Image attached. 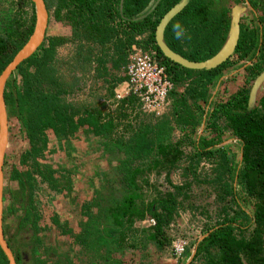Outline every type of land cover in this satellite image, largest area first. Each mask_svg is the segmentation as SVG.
<instances>
[{
	"label": "trees",
	"instance_id": "trees-1",
	"mask_svg": "<svg viewBox=\"0 0 264 264\" xmlns=\"http://www.w3.org/2000/svg\"><path fill=\"white\" fill-rule=\"evenodd\" d=\"M45 1L50 19L65 24L71 34L47 32L43 44L20 64L5 90L9 123L13 125L4 164V232L17 264H27L30 256L28 264H74L63 254L45 259L53 250L46 236L53 226L44 223L40 195L45 191L44 184L65 191L64 197L70 191L72 179L68 175L72 172L66 169L65 175V167L47 166L45 160L55 152V146L50 145L52 136L67 139L81 133L99 138L100 145L113 155H123L114 173L120 184L116 194L107 196L105 186L95 179L90 183L94 196L77 210L85 225L74 238L75 244L90 245L105 264L121 263L114 255L130 247L138 249V240L146 247L153 243L165 250L173 242L169 226L180 208L189 207L214 220V225H206V235L196 245L194 259L202 258L204 264H264V93L253 107L250 83L264 72V0H186L168 20L163 30L167 47L184 59L204 63L225 47L233 27L234 5L248 2L255 9L257 17L241 16L233 55L211 69L183 66L168 58L158 44L163 21L184 0ZM14 2L18 13L5 22L0 20V76L35 29L32 0ZM177 25L182 30L179 38ZM69 43L77 46L72 57L67 62L65 59L66 65L72 62L71 71L81 65L83 70L93 69L97 78L114 82L112 89L128 79L118 74L126 73L133 45L155 51L175 85L170 93L172 117L139 115L136 123L128 124L130 137L126 139L123 134L114 139L113 119L104 120L99 107L75 101L83 82L80 77H67L66 71L64 75L58 58L59 48ZM243 66L248 80L245 85L226 101H214L216 91L226 90L229 70ZM177 129L183 136L174 141ZM226 132L241 146L232 157L223 146ZM18 138L27 145L16 157L17 145L10 143ZM205 160L213 166L210 173L200 170ZM182 161L189 163L184 168L188 180L178 186L170 175ZM152 168L158 175L167 171L173 191L164 193L156 187L157 195L146 202L143 186L149 184L146 170ZM65 180L69 190L65 189ZM194 182L210 184L216 192L215 215L207 204L193 200ZM243 202L251 204V213L245 211ZM60 214L52 211L51 222L63 234L70 233V224L63 223ZM148 216L155 218L156 225L149 230L135 229V223ZM12 218L18 220L15 229L8 227ZM139 232L143 237H138ZM128 233H133L130 244L126 242ZM184 253L190 256V248ZM0 264H10L1 245Z\"/></svg>",
	"mask_w": 264,
	"mask_h": 264
},
{
	"label": "rangeland",
	"instance_id": "rangeland-1",
	"mask_svg": "<svg viewBox=\"0 0 264 264\" xmlns=\"http://www.w3.org/2000/svg\"><path fill=\"white\" fill-rule=\"evenodd\" d=\"M239 6H241L242 9ZM242 6L246 7L247 5L245 6L244 3L242 5H236L233 10L238 12L240 11L241 16H244L248 13V9H244ZM17 13L18 10L15 6L14 0H0L1 21L5 22L8 16H13ZM25 16L26 13L24 14V17ZM47 32L49 35L65 36L71 34L70 29L65 27V24L57 23L53 17L50 19ZM76 47V44L69 43L66 46L64 45L59 48L58 58L61 65V71L64 75L66 71L68 74L67 77L69 78L72 76H76L78 78L80 77L83 82V88L79 96L76 97L75 101L82 103L83 105L85 104L86 106L99 107L103 113L104 108L101 107L103 104H106L104 101L109 98L106 96V94H108V86L104 85L102 78H97V73L93 69H86V67L85 70H83L84 66L81 64V66H77L75 70L71 67L73 71L69 68V65H72L71 61V63L69 62V65L65 64V59L67 62L70 56L72 57V54L77 50ZM242 64H244V62H242ZM226 78L228 80V82H226V90L222 92L216 91L214 94V101H226L248 81L246 79L244 66L241 68L234 67L230 69ZM250 83L252 84L253 89L251 105L254 107L258 105L259 100L264 93V72L253 79ZM104 113L107 112L104 111ZM12 125L13 124L9 123L10 128ZM13 128L14 131L17 130L16 124ZM123 134L126 139L132 135L127 124H125L120 131H118L117 126L112 137L114 139H119L122 138ZM200 134H202V132H200L198 136ZM173 135V138L175 137L176 139L183 136L180 131H175ZM10 144L17 145L16 157L21 155L27 145L26 143L23 144L21 138H18L16 141H12ZM50 145L51 147L55 146V152L49 154L45 160V165L55 168L65 167V175L68 174L66 169L72 172L71 175H68V177L71 176L69 179H72V181L70 180V191H68V194L65 197V191L59 192L53 190L48 184H44L43 186L45 191L40 195V202L45 215L44 223L48 222L53 226V229L46 235L48 237V245L52 246L53 250L48 255L49 257H46L45 259L55 258V253H57L65 255L66 259H72L74 264H105V260L97 255L96 250H94L90 245L81 246L74 243V238L84 231L83 225H85V219L78 216L79 213L77 210L80 209L83 201L91 199L94 196V190L90 186L93 179L105 186L104 191L107 196H110V194L114 192V194L118 192L120 184L118 183L119 181L117 182L114 173L117 170L116 167L118 159L122 157L123 154L116 153L113 155V152L110 153V151H106V148L100 145L99 138H96L95 136L92 137L89 133H81L67 139H59L56 136H52ZM223 146L231 157L234 153L236 154L241 149V146L237 143L235 138L232 137L230 132H226V140L223 143ZM18 159L19 158L16 159L17 162H19ZM188 164L189 163L187 161H182L179 168L171 172L170 177L175 185H183L188 180L184 177V168L187 167ZM212 167V164L205 160L201 163L200 170L202 172L210 173ZM146 177L149 179V184L143 186L144 193L146 195V202H149L157 195L156 187L161 189L164 193L173 191V188L167 181L166 170H164L161 175H158L156 169H148L146 170ZM189 180L193 181V178L190 177ZM68 183L69 182H66L65 180V189H68ZM192 188L191 192L195 197H193V200L197 201V204H207V206L211 209H209L210 212H213L212 214L215 215V209L217 207L215 202L216 192L213 191L212 186L210 184H198L194 182L192 184ZM250 205V203L243 202V207L248 213H251L252 208ZM52 211L60 212V217L63 223L70 224V233L63 234L61 229L54 226L51 222V218L49 217ZM74 215H77L78 217H75ZM77 219L79 220L77 221ZM142 221L135 223V229L142 231L153 228H148L142 223ZM17 222L18 220L16 218H12V220L7 222L9 224L8 227L15 229ZM44 223H41L42 226ZM208 223H210V225H214V220L210 221L209 218L202 215V213H199L198 210H194L189 207L180 208L174 221H172L168 228V233L173 239L171 246H168L165 250H161L153 243L146 247L142 244L143 242L138 240V242H140V247L138 249L131 247L127 248L124 252L115 254L114 258L120 259L121 263L119 264H190L194 259L196 245H198V243L206 235L205 229ZM142 233L143 232L138 233L139 238L141 237L140 235L143 237ZM132 235L133 233H128L126 236L127 244L131 243ZM174 243L184 246L185 249L190 248L191 255L186 256L185 253L178 255L175 252ZM27 259L28 263L31 262V256L27 257ZM192 264H204V262L202 258H196Z\"/></svg>",
	"mask_w": 264,
	"mask_h": 264
},
{
	"label": "built area",
	"instance_id": "built-area-1",
	"mask_svg": "<svg viewBox=\"0 0 264 264\" xmlns=\"http://www.w3.org/2000/svg\"><path fill=\"white\" fill-rule=\"evenodd\" d=\"M128 61V79L116 89L114 98L106 101L107 113L111 114L116 122L121 119V111L127 114L126 118L118 122V131L122 130L125 124L136 123L135 119L141 114L156 117L166 114L171 106L170 93L175 88L167 75L166 67L158 61L155 51H147L133 45ZM183 90V87L180 88V91ZM131 98L134 99L132 104L129 103ZM126 101L128 103L124 104ZM142 223L150 228L156 225V220L148 216ZM174 249L178 255L185 252L184 246L177 243H174Z\"/></svg>",
	"mask_w": 264,
	"mask_h": 264
},
{
	"label": "water",
	"instance_id": "water-1",
	"mask_svg": "<svg viewBox=\"0 0 264 264\" xmlns=\"http://www.w3.org/2000/svg\"><path fill=\"white\" fill-rule=\"evenodd\" d=\"M35 7V29L29 40V42L24 46V48L15 56L14 60L7 66L2 75L0 76V245L6 253L10 264H17L16 258L13 251L11 250L4 232V188H5V174H4V164L6 151L9 146L10 140V126H9V115L7 111V105L5 101V90L6 85L13 73L18 69L21 63L26 59L30 58L40 46L45 41L47 31L50 24V13L47 8L45 0H32ZM184 2L177 7L169 16L163 21L157 35V41L164 52V54L171 60L180 63L183 66L193 68V69H211L219 64L223 63L229 59L234 53L239 37H240V11H234L233 27L229 36V39L219 53L214 59L204 62V63H194L181 56L173 53L165 44L163 39V30L165 28L168 20L174 15V13L182 9Z\"/></svg>",
	"mask_w": 264,
	"mask_h": 264
},
{
	"label": "crops",
	"instance_id": "crops-1",
	"mask_svg": "<svg viewBox=\"0 0 264 264\" xmlns=\"http://www.w3.org/2000/svg\"><path fill=\"white\" fill-rule=\"evenodd\" d=\"M243 3H241V5H242ZM236 5H239V4H235L234 5V7L236 6ZM244 5L246 6L247 5V3H244ZM240 8H241V6H239ZM243 7V6H242ZM244 9L245 8H247L248 9V7L246 6V7H243ZM242 9V8H241ZM118 76H120V77H122V78H125L126 79V77H127V75H126V73H119L118 74ZM102 80H103V83H104V85H107L108 86V94H106V96H107V98H109V99H106L104 102H106L107 100H112L113 98H114V95H115V91H116V89H118V87L119 86H121L123 83H125V81L126 80H124L123 82H119L117 85H116V87L114 88V89H112V84L114 83V82H112V83H106L105 82V80L102 78ZM105 97V96H104ZM130 100V99H129ZM131 100H133L132 98H131ZM170 101H171V99H170ZM172 102V101H171ZM107 106H108V103L106 102V104L104 105L103 104V106L101 107V108H104L103 110L104 111H106V112H108L107 111ZM171 106H172V104H171ZM170 106V109L168 110V112L166 113V114H168V115H170L171 113H172V107ZM104 111H103V113H102V116L104 117V120H106V119H109V117L111 116L112 117V115L111 114H109L108 115V113H104ZM166 114H164V115H166ZM117 115H118V119H119V111H118V113H117ZM120 115H121V119H123V118H126L127 117V114L126 113H124V112H120ZM163 115V116H164ZM141 117H144L145 115L144 114H141L140 115ZM170 117H172L171 115H170ZM138 118V117H137ZM137 118L135 119V122H137ZM140 118V117H139ZM110 119H113V117L112 118H110ZM121 119H119L117 122L113 119V122L115 123V125H117V126H119V123L118 122H121ZM155 121V122H154ZM154 121H152L153 123H156V120H154ZM127 126H128V124H127ZM178 131H180V130H178L177 129V132ZM181 132V131H180ZM178 134V133H177ZM174 136V135H173ZM174 141H176V138L174 137ZM71 217H74V216H71Z\"/></svg>",
	"mask_w": 264,
	"mask_h": 264
},
{
	"label": "flooded vegetation",
	"instance_id": "flooded-vegetation-1",
	"mask_svg": "<svg viewBox=\"0 0 264 264\" xmlns=\"http://www.w3.org/2000/svg\"><path fill=\"white\" fill-rule=\"evenodd\" d=\"M246 3H247V7H248V13H247V15L250 16V17H257L258 14L255 11V9H253L248 2H246Z\"/></svg>",
	"mask_w": 264,
	"mask_h": 264
},
{
	"label": "clouds",
	"instance_id": "clouds-1",
	"mask_svg": "<svg viewBox=\"0 0 264 264\" xmlns=\"http://www.w3.org/2000/svg\"><path fill=\"white\" fill-rule=\"evenodd\" d=\"M176 34H177V38H179L182 35V30L180 29V25L176 26Z\"/></svg>",
	"mask_w": 264,
	"mask_h": 264
}]
</instances>
